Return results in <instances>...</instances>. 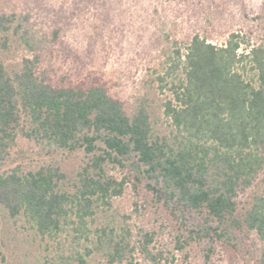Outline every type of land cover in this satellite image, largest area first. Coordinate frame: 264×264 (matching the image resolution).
<instances>
[{
  "label": "trees",
  "instance_id": "1",
  "mask_svg": "<svg viewBox=\"0 0 264 264\" xmlns=\"http://www.w3.org/2000/svg\"><path fill=\"white\" fill-rule=\"evenodd\" d=\"M43 20L79 36L72 81ZM114 57L156 75L168 130L111 93ZM0 212L43 264H264V0H0Z\"/></svg>",
  "mask_w": 264,
  "mask_h": 264
},
{
  "label": "rangeland",
  "instance_id": "2",
  "mask_svg": "<svg viewBox=\"0 0 264 264\" xmlns=\"http://www.w3.org/2000/svg\"><path fill=\"white\" fill-rule=\"evenodd\" d=\"M253 7L258 9L262 0H250ZM37 37L42 40L44 62L51 69V75L57 83L74 80L71 59L66 55V44H74L76 32L64 37V42H52L50 28L46 21H40L37 26ZM79 37V36H77ZM48 63V64H47ZM103 72L113 95L121 98L129 114L133 113L140 100L146 98L150 104L153 118L163 130H168L170 121L163 113V104L169 97L167 91H161L153 71L145 67L120 64L112 58ZM20 147L23 143H20ZM55 247H57L55 245ZM0 248L6 255L5 264H43L44 259L52 257L54 247L47 250L46 245L38 240L25 221L17 224L9 222L0 212Z\"/></svg>",
  "mask_w": 264,
  "mask_h": 264
}]
</instances>
